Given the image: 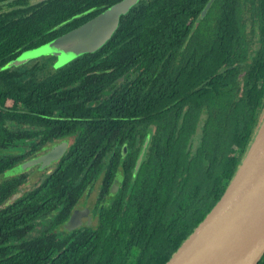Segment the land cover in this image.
Instances as JSON below:
<instances>
[{
	"label": "trees",
	"instance_id": "1",
	"mask_svg": "<svg viewBox=\"0 0 264 264\" xmlns=\"http://www.w3.org/2000/svg\"><path fill=\"white\" fill-rule=\"evenodd\" d=\"M120 1L44 0L29 6V0H15L0 15V107L12 99L14 109L5 118L29 124L23 132L0 128V150L8 152L0 157V175L37 152L35 110L76 108L73 94L80 92L99 95L93 97L95 109L83 108L93 111L95 124L98 113L107 116L106 128H82L75 116L66 131L45 128L42 145L66 134L78 138L39 187L21 193L26 175L0 183V264H166L221 199L260 128L264 0H215L204 18L210 0H140L95 53L54 73H39L51 62L39 58L44 62L24 81L9 74L16 67L4 68ZM84 76L98 77L99 90L85 89L86 81L66 88ZM106 89L109 97L100 103ZM18 104L26 108L23 117ZM114 136L116 147L108 145ZM102 144L110 163L96 160ZM102 173L103 185L116 178L120 188L111 202L99 205L95 224L70 237L56 234ZM53 213L57 225L38 235L40 221Z\"/></svg>",
	"mask_w": 264,
	"mask_h": 264
},
{
	"label": "water",
	"instance_id": "2",
	"mask_svg": "<svg viewBox=\"0 0 264 264\" xmlns=\"http://www.w3.org/2000/svg\"><path fill=\"white\" fill-rule=\"evenodd\" d=\"M215 0L202 12L204 18ZM140 0H122L90 21L34 49L24 51L4 66L19 67L42 57H56L61 68L85 54L102 48L118 30L122 16ZM151 136L148 135L137 161L141 167ZM65 145L52 148L42 156L21 166L25 171L37 164L57 161ZM17 197V196H16ZM14 197V199L16 198ZM76 212L66 224L77 227ZM264 257V119L225 193L190 237L182 243L166 264H259Z\"/></svg>",
	"mask_w": 264,
	"mask_h": 264
},
{
	"label": "flooded vegetation",
	"instance_id": "3",
	"mask_svg": "<svg viewBox=\"0 0 264 264\" xmlns=\"http://www.w3.org/2000/svg\"><path fill=\"white\" fill-rule=\"evenodd\" d=\"M14 1L15 0H0V15L4 14V12H7L10 9L9 5L11 3H14ZM28 5L31 6L35 4L32 2V0H29ZM40 64L41 62L38 60L31 61L27 64L16 67V69L15 68L11 69L9 74L13 78L16 77L18 80L24 81L26 77L30 79L32 73L35 72L37 69L39 73H46V72L54 73L55 71H53L52 69L54 68L57 70L59 69L55 67L56 60L48 62L49 64L48 69L44 68V70L42 69L39 70L40 67L36 69L35 65H40ZM89 64H94V63L92 62L80 63V65H89ZM81 72L82 71H76L75 74L77 76H80L79 74ZM91 73H100V72L93 71ZM89 74L90 73H88V75ZM82 81H86L88 83L87 86L84 87L85 89L91 90V91L99 90L98 85L100 83V79L98 77H87V76H84L82 78L81 77L77 78L76 80L72 81L70 85L66 86V88L76 89L77 87L80 86V83ZM119 81H120L119 84H121L120 87L121 86L124 87L125 78H121ZM104 94L105 95L102 96L100 99V103L103 100H105L107 97H109V90L106 89ZM97 96H95L92 93H89L85 96H83L80 92L75 93L73 94V99H75L76 101L72 102L71 105L73 107L76 106V108H71L67 111L66 110L64 111V109L59 110V111H52L51 109L35 110L34 112L35 118H33V123H34L33 128L36 133L35 143L38 144L39 147L36 150L37 152L33 155V157L28 158L24 162H20L18 166L16 167L23 166L24 164L28 163L31 160L41 158L42 156L48 154L54 147L65 145L66 149L64 150L63 154L57 161H54L50 163L49 165H45L44 167L42 164H37L25 170L23 173L16 175V176L26 175V178L24 179V184L22 185V187H20L21 193H24L27 190H31V189L39 187L47 178L52 176L58 169L59 165L62 163L63 157H65L70 152V150L72 149V147L77 141L78 134H66L63 137L59 136L58 138L53 139L51 142H48L47 144L42 145L41 144L42 140L45 137V128H60L61 131L62 130L66 131V128H71L70 124H68L67 122L71 121L72 116H75V118L80 121L79 124L80 126H82V128H106V122L104 120V118L107 117L106 115H103L102 113H98V115L100 116V120H98L97 124H95L96 117L94 116L93 111L89 113L83 110L84 107L95 109L98 106V102L93 100V97H97ZM13 106H14V101L12 99H8L5 105L0 107V128H4V129H7V128L14 129L15 128L17 129V131L23 132L26 129V127H28L29 124H22V123L16 124L15 122L5 118V116L7 115V110L12 109V108L14 109ZM15 110L16 112L20 113L22 117L26 112V108L22 104H18ZM108 128H117V127L113 125ZM101 141L104 142V135L101 136ZM110 142H112L114 144V147H116L119 143L117 136L110 137L108 139V145ZM22 144H23L22 141H20V145ZM108 145L104 146L102 144V146L99 147L100 150H99L96 160L101 157L100 158L101 161H106L107 163L111 162L110 150L108 149ZM19 149L20 151H24V148H22V146ZM123 152L124 154H127L128 152L127 145L123 146ZM21 154L22 152L18 153L17 155L20 156ZM5 155H8L7 150L5 149L0 150V157L5 156ZM82 162L83 163L86 162V157L84 158L82 157ZM85 171H87V165L85 166ZM7 172L8 171L0 175V183L5 182L6 180L10 178L9 176H5ZM118 174H119V171L116 172V178L119 177ZM116 178H114V180L110 184L103 185L104 173L100 174L97 180L91 186V188H89L83 194V196H81L77 200L75 206L73 207V210L71 211V214L68 220L65 221L63 225H58L57 227H55V233L60 236L70 237V236H73L74 234H77L79 231L84 230L86 227H91L93 224H95V221L97 219L96 214H97V211L99 210V205L103 202L105 204H108L109 202H111L112 198L115 196V194L118 192L120 188V183H117ZM106 186L108 190L105 193L104 188ZM76 212H78L79 214V219L76 220L78 225L77 227H74L73 229L70 230L66 227V224L71 220V218L74 216V214H76ZM56 216H57V213H53L49 217L40 221V225L38 226V231H39L38 235L41 233L40 232L41 230L47 227H52L53 225H57L55 223Z\"/></svg>",
	"mask_w": 264,
	"mask_h": 264
},
{
	"label": "rangeland",
	"instance_id": "4",
	"mask_svg": "<svg viewBox=\"0 0 264 264\" xmlns=\"http://www.w3.org/2000/svg\"><path fill=\"white\" fill-rule=\"evenodd\" d=\"M42 1H44V0H32V2L34 3V4H36V3H41ZM44 61H53L51 58H45V59H43ZM41 61V59L40 60H38V61H40V62H44V61ZM10 104V103H9ZM24 171H22V169H21V166H19V167H16V168H14V169H12V170H10V171H8L6 174H5V176H9V177H11V176H16V175H19V174H21V173H23Z\"/></svg>",
	"mask_w": 264,
	"mask_h": 264
}]
</instances>
